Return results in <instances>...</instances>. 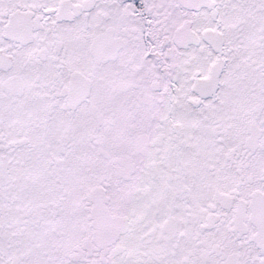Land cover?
<instances>
[{
	"label": "flooded vegetation",
	"instance_id": "obj_1",
	"mask_svg": "<svg viewBox=\"0 0 264 264\" xmlns=\"http://www.w3.org/2000/svg\"><path fill=\"white\" fill-rule=\"evenodd\" d=\"M0 264H264V0H0Z\"/></svg>",
	"mask_w": 264,
	"mask_h": 264
}]
</instances>
